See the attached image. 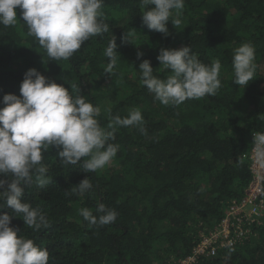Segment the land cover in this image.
<instances>
[{"label": "trees", "instance_id": "obj_1", "mask_svg": "<svg viewBox=\"0 0 264 264\" xmlns=\"http://www.w3.org/2000/svg\"><path fill=\"white\" fill-rule=\"evenodd\" d=\"M102 11L110 31L54 62L28 35L17 9L15 26L0 25V101L8 93L19 96L25 72L36 68L100 107L101 127H108L110 116L139 109L147 134L118 127L112 141L117 155L87 174L93 188L83 196L71 191L85 178L82 165H63L50 148L42 161L50 182L43 188L34 183L22 198L46 214L49 227L33 231L20 218L11 226L47 249L48 264H180L221 223L229 205L244 198L253 177L252 134L264 132V0H185L181 24L169 23L168 37L143 24L140 0H105ZM115 38L117 63L107 73L104 51ZM246 42L256 49V70L244 88L232 83L231 61ZM181 46H190L204 64L219 59L222 87L215 96L165 106L142 84L139 64L150 60L154 74L164 78L159 50ZM137 51L144 54L139 60ZM100 203L115 209L117 219L89 225L80 209L95 214ZM251 228L244 243L192 264H264V219Z\"/></svg>", "mask_w": 264, "mask_h": 264}, {"label": "clouds", "instance_id": "obj_2", "mask_svg": "<svg viewBox=\"0 0 264 264\" xmlns=\"http://www.w3.org/2000/svg\"><path fill=\"white\" fill-rule=\"evenodd\" d=\"M104 4L105 0H0V25L15 26L19 9L28 35L36 39L49 61L68 60L86 41L110 31L103 20ZM140 4L145 9L142 22L150 31L168 37V24L174 28L181 24L185 0H140ZM117 48L115 38L104 51L109 59L107 73L116 66ZM255 53L251 42L233 50L232 83L246 88L255 80ZM143 55L137 51L138 60ZM156 58L168 72L164 78L154 74L148 59L142 60L138 72L148 92L165 106L215 96L222 87L221 61L204 64L190 46L161 48ZM19 93L5 94L0 101L4 105L0 107V264H48L47 249L11 226L14 218H20L33 231L49 227L46 214L22 199L34 183L43 188L50 182L42 163L44 154L55 147L63 165H82L85 178L71 191L83 196L93 188L87 174L103 169L117 155L119 146L112 143L116 129L131 127L142 135L147 129L139 109L125 117L110 116L108 127H101L97 119L100 107L83 95L72 94L36 68L25 72ZM252 137L256 161L264 166V132H255ZM9 174L11 180L7 179ZM80 215L89 225L101 227L115 222L118 213L100 203L95 214L82 207Z\"/></svg>", "mask_w": 264, "mask_h": 264}, {"label": "built area", "instance_id": "obj_3", "mask_svg": "<svg viewBox=\"0 0 264 264\" xmlns=\"http://www.w3.org/2000/svg\"><path fill=\"white\" fill-rule=\"evenodd\" d=\"M253 177L240 201H233L226 209L221 223L194 248L191 255L180 260V264H192L201 255L216 253L224 247L237 246L251 236V225L262 224L264 219V166L257 163L253 147L249 151Z\"/></svg>", "mask_w": 264, "mask_h": 264}]
</instances>
